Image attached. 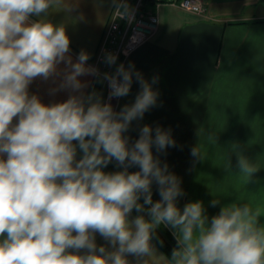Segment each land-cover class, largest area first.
<instances>
[{"label":"clouds","instance_id":"obj_1","mask_svg":"<svg viewBox=\"0 0 264 264\" xmlns=\"http://www.w3.org/2000/svg\"><path fill=\"white\" fill-rule=\"evenodd\" d=\"M112 2L119 18L131 19L127 0ZM60 3L0 0V264H129L130 255L147 264L142 258L155 252L152 239L161 225L173 229L177 242L169 264H264L261 208L230 203L210 219L202 201L180 209L181 181L152 152L153 145L157 152L175 146L170 130L157 126L153 136L152 127L144 125L129 145L124 133L157 104L156 78L150 84L134 73V65L104 73L109 100L129 94L133 74L140 84L134 103L119 112L95 91L85 95L86 84L78 78L100 75L86 65L89 54L81 50L73 62L63 25L30 20ZM116 60L109 53L104 62ZM61 74L53 91L70 90L67 100L44 104L30 95L34 80ZM191 155L202 160L196 147ZM112 161L123 170L103 171ZM132 166L139 171L129 172ZM237 167L246 180L259 171L243 156ZM219 203L211 201L213 207ZM134 209L148 218L130 220ZM97 233L112 250L97 246Z\"/></svg>","mask_w":264,"mask_h":264},{"label":"crops","instance_id":"obj_2","mask_svg":"<svg viewBox=\"0 0 264 264\" xmlns=\"http://www.w3.org/2000/svg\"><path fill=\"white\" fill-rule=\"evenodd\" d=\"M205 2V15L163 5L158 33L122 64L126 69L134 65V73L140 72L150 84L156 78L152 87L158 92L156 106L143 119L134 120L124 133L129 145L139 138L144 125L152 127L153 136L157 126L170 130L175 146L157 152L153 145L154 158H159L161 165L167 163L169 172L181 181L184 195L178 197L177 206L183 209L186 203L202 201L210 219L230 203L247 204L253 209L264 203V0ZM113 7L112 0H61L47 13L33 15L30 20L63 25L70 38L73 62L83 50L89 54V65ZM64 68V63L58 65V69ZM78 79L86 84L83 92L87 95L98 77ZM61 80L62 74L47 81L37 78L29 86V93L36 94L44 104L63 102L70 90L53 91ZM140 90L133 74L130 92L120 98L117 112L134 103ZM194 147L202 160L191 155ZM81 156L77 149V159ZM241 156L259 169L250 180L244 179L237 167ZM103 171L112 172L109 166ZM128 171H139V167H129ZM152 196L153 202L160 199L155 182ZM213 199L220 201L215 207L211 205ZM261 211L260 224L264 226ZM135 216L132 211L129 219ZM95 242L112 250L98 233ZM152 245L155 252L142 259L147 264H169L170 258L153 239ZM127 259L129 264H137V257L130 255Z\"/></svg>","mask_w":264,"mask_h":264},{"label":"built area","instance_id":"obj_3","mask_svg":"<svg viewBox=\"0 0 264 264\" xmlns=\"http://www.w3.org/2000/svg\"><path fill=\"white\" fill-rule=\"evenodd\" d=\"M127 3L132 10L131 19L119 18V13L114 5L97 52L89 62V65L99 69L100 75L96 76L98 78L103 79L104 73L114 74L116 68L131 52L155 37L160 28V12L163 5L170 4L197 15H205L208 10V6L204 4L203 0H127ZM109 53L117 57L116 63L113 65L104 62ZM103 80L107 84L109 94L108 81ZM120 98L110 100L116 112Z\"/></svg>","mask_w":264,"mask_h":264},{"label":"trees","instance_id":"obj_4","mask_svg":"<svg viewBox=\"0 0 264 264\" xmlns=\"http://www.w3.org/2000/svg\"><path fill=\"white\" fill-rule=\"evenodd\" d=\"M119 63H118V65H119ZM93 91H95L97 94H99L100 98L104 102L105 94H104V91L102 90V82H101L100 78H98V80L96 81V84H95V87H94ZM108 166H109V168L111 169L112 172L123 170V166H118L115 161L110 162L108 164ZM139 202L143 203V197H141ZM147 207H150V206L146 205L145 209H147ZM133 211L136 214V216L140 215V214H143V215H145L146 219L148 218L146 211L144 213H137L135 211V209ZM153 240L160 246V248L170 258L172 250L177 246L176 238L173 235V232L167 226L161 225L159 228H157L156 234L153 237Z\"/></svg>","mask_w":264,"mask_h":264},{"label":"rangeland","instance_id":"obj_5","mask_svg":"<svg viewBox=\"0 0 264 264\" xmlns=\"http://www.w3.org/2000/svg\"><path fill=\"white\" fill-rule=\"evenodd\" d=\"M203 2L206 5L205 0H203ZM160 16H161V13H160ZM100 79H101V82H102V90L104 91V94H105V96H104V102L105 103H111L112 104V101L109 100V94H108L107 84H106V82L102 78H100ZM233 166H234V164H233ZM259 208H261V210H264V203L261 204Z\"/></svg>","mask_w":264,"mask_h":264}]
</instances>
